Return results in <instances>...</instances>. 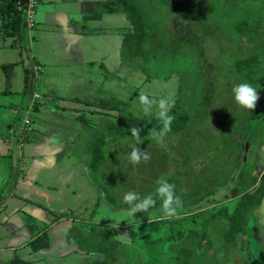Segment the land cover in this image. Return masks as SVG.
<instances>
[{
  "label": "crops",
  "instance_id": "obj_1",
  "mask_svg": "<svg viewBox=\"0 0 264 264\" xmlns=\"http://www.w3.org/2000/svg\"><path fill=\"white\" fill-rule=\"evenodd\" d=\"M3 4L4 0H0V264H105L108 258L101 251L103 242L85 244L90 233L110 225L93 219L100 203L107 200L93 181L92 172L90 177L86 174L89 175L90 150L95 141L103 136V151L108 143L113 150L120 148L114 126L119 129L122 117L116 108L104 106L114 97L107 93L98 96L93 80L84 85L74 80L78 73L88 70L100 87L102 79L98 74L102 73L126 83L141 81L140 71L121 54L124 37L132 31L125 26L126 13L118 0H38L36 27L30 30L24 24L22 36L16 40L5 35ZM118 13L124 16L123 27L109 26ZM14 57L18 58L16 62ZM18 65L24 66L30 76L23 93L19 92L20 82L11 77ZM40 73L45 92L31 87ZM35 94L42 100H35ZM23 107L28 114L25 120H30L27 129L13 122L19 119ZM22 129L24 142L19 139ZM108 134L112 141L107 140ZM135 148L147 150L142 145ZM15 153L21 168L11 181L15 166L6 159L9 161ZM146 167L149 170L151 164ZM261 182L260 186L264 185V177ZM256 184L255 180L244 194H222L210 207L232 205L234 209L238 204L233 206L234 202L256 192ZM221 211L223 217L228 215V209ZM199 213L189 210L177 219L163 214L149 221L166 223L191 217L195 223ZM134 225L125 226L129 235ZM263 226L252 221L248 235L252 230L261 232ZM240 239L243 244L239 247L246 244L248 250L256 251L255 242L246 235ZM255 258L258 257L253 252L247 251L248 263Z\"/></svg>",
  "mask_w": 264,
  "mask_h": 264
},
{
  "label": "rangeland",
  "instance_id": "obj_2",
  "mask_svg": "<svg viewBox=\"0 0 264 264\" xmlns=\"http://www.w3.org/2000/svg\"><path fill=\"white\" fill-rule=\"evenodd\" d=\"M200 6L205 10H213L215 7L214 11L207 12L205 15L203 31L206 30L198 39L193 33L195 31L192 26L189 28L188 23L187 25L182 24L174 18L167 27H161L160 38L153 37L150 39L143 49V53L126 55L125 58L126 50L121 51L126 62L135 65L142 74L141 81H138L141 82V85L135 81L126 83L115 80L111 76L106 78L102 73L98 74L102 79V87H100L98 86V79L93 77V73L88 70L78 73L77 79L74 80L75 83L81 85L93 80V88L98 96L100 93L109 94L110 98L114 97L112 100L110 99V103L120 104V106L117 105L118 111L123 113L125 117L136 119L135 121L152 127L143 136L145 141L142 140L140 143L143 147H147L148 151L152 149L148 163L149 161L153 163L149 170H146L147 167L140 168L130 161L129 157L133 148L138 147L139 144L135 138H127L122 135L123 130L121 128L120 140H124L125 145H121L120 148L118 146L117 150H113L111 143L106 144L103 168L92 169L93 181L97 186L106 190L107 196L105 195V198L110 203L107 201V203H100L97 213L93 217L95 222H110V225L98 230L99 232L107 230L105 238L111 245H114L112 247L114 251L110 253L109 248H107V264H176L177 250L172 251L170 246L180 244L183 241L182 238H186L189 231H198L200 237L204 236L206 239L205 244L207 245L199 248L194 255L199 264H264V246H261L264 244V228L261 232L252 230L250 235H246L251 242H255L256 251L252 248L248 250L246 244L242 247L236 244L235 248L225 246V240L222 236L224 234L223 227L228 229V224L226 217L222 216L221 210L226 207L229 210L227 213L231 214L234 209H232V205L210 207L211 204L217 202L218 197H221L222 194H227V196L240 192L244 194L255 180L258 182L255 185V191L260 190L259 187L264 177V89L256 90L259 94V100L254 110L247 109L250 113H243L242 108L237 104L231 107L233 113L237 114L236 123H233L232 126L234 125L235 129L237 127V130H241V132L238 133L233 127V131H229L230 134L228 135L229 137L232 136L233 139L226 142L224 141L226 135L217 134L216 129H210L209 133L201 131V138L190 136L185 137L188 139H181L178 134L172 133H166L160 137L159 133L163 129L156 128L163 124L158 115L161 98H168L169 96L172 97V100L176 97L179 98L180 100L176 104L174 101L172 107L176 108L178 113H191L192 117H195L198 110L206 107V105L208 112L211 110L210 102L212 99L209 90L214 87L216 81L219 82L214 69L223 60H220L221 49L225 46V38L221 36V33L225 32L224 28H229V22H237L241 11H249L253 21H256L259 16L264 17V4L255 3L251 0H201ZM203 8L201 12H198L201 16L204 15ZM258 13L261 14L258 15ZM123 20L124 16L118 13L109 21L108 25L123 27ZM125 26L132 30L128 21ZM130 33V31L127 32V34ZM235 35L236 32L233 31L232 43L240 42V38ZM247 43L248 41H241V46L249 47ZM237 48L235 46V49ZM14 53L18 55L19 51L15 49ZM244 56L245 53H235L228 59V62ZM17 59L14 57L15 62ZM23 67L18 65L11 76L13 81L18 80L20 82L21 89L19 92L21 93L25 90L24 84L26 83L24 82L26 81V69ZM88 69L92 70L90 67ZM40 74V78L37 76L33 79L31 87L34 90L45 92L42 89L43 73ZM28 77H30L29 74ZM185 81L187 82L186 85L181 88V84ZM231 81L237 83L234 76ZM72 91L71 89L70 94ZM142 94L148 97L151 102L150 105H145L140 101ZM19 106L22 108L21 104ZM53 106L55 107L56 103ZM145 108H149V110L145 111ZM24 109L23 107L19 119L13 121L17 126H22L28 116ZM242 114L244 118L249 120L250 126H248V122H245L246 127L238 125V122L242 123V121L247 120H242ZM31 126L33 127V124ZM24 127L27 129L30 125L24 124ZM114 127L116 131L117 126ZM228 130H230V124L226 128V131ZM24 131L22 129L21 138H19L23 142ZM204 134L209 143L204 141ZM114 136L119 138L115 133ZM107 140L112 141L109 134ZM158 152H160L159 155ZM155 153L156 156L164 158L163 162L158 165L160 166L158 170L156 169V161L154 162ZM6 162L15 166L13 175L10 177L13 181L21 168L20 157L15 153L13 158H9V161L6 159ZM161 166L163 168L168 167L165 173ZM104 168L107 176L103 175L105 173L103 172ZM90 173L91 170L86 176L90 177ZM161 180L174 185V193L181 202H184L183 209H176V215L171 218H180L177 217L180 213L186 214L189 210L192 214L204 211L197 214L195 223L191 217L166 223L150 222L149 220L155 219L154 216L164 214L162 200L159 203L156 201L158 205L149 208L147 212L141 211L135 215L130 214V205L124 202V196L128 192H134L139 198L137 202L146 199L149 195L159 198L157 191L153 194L149 192L154 191L155 188L157 190L160 186L158 182ZM144 194L146 196H143ZM109 198L115 201L111 202ZM262 200L260 206L250 212L248 225L252 221L264 224V198ZM239 202H234L233 206ZM213 215L221 216L213 220L211 219ZM136 222H141V224L135 226ZM127 225H134L132 235H129L127 228L125 229ZM98 231L95 230L94 235L97 236ZM110 234L112 235L111 238ZM90 240L91 238H88L85 244L91 242ZM98 241L104 243L103 240L98 239ZM247 251L253 252L258 258L252 259L253 261L248 263Z\"/></svg>",
  "mask_w": 264,
  "mask_h": 264
},
{
  "label": "trees",
  "instance_id": "obj_3",
  "mask_svg": "<svg viewBox=\"0 0 264 264\" xmlns=\"http://www.w3.org/2000/svg\"><path fill=\"white\" fill-rule=\"evenodd\" d=\"M119 3L122 5L127 19L132 27V31L130 34H126L124 37L122 52L126 50V55H134V54H141L143 53V49L145 48L146 44L152 39L153 37L160 38L161 34V27L165 28L169 25V23L173 22L174 18L178 22L182 24L187 23L190 25L189 28L192 26L193 32L197 39L200 37L203 31V26H205V15H207V12H212L213 10H205L201 4V0H118ZM255 3H262L264 4V0H251ZM216 5V4H215ZM2 14L4 17V27H5V35L15 38L16 40L20 39L22 36V30L25 23V14L22 11L18 10V5L16 0H4V4L2 6ZM202 8L204 10V15L201 16V14H198V12L202 11ZM261 13H258V15ZM237 22H229V28H224L225 32L221 33V36L224 39L225 46L222 50V56L220 58L222 62H219V65L215 66V74L217 76V80L219 82H215L214 87H212L209 90V95L211 97V110L207 109L206 107H203L202 109L198 110V114L195 117H192L191 113H185L181 112L178 113L177 109L172 107L170 108V111L168 115H171L174 117L172 123H171V131L168 133H172L174 135H179L181 139H188L185 137L190 136H199L202 135V132L209 133L210 129H216L217 134L226 135V139L224 141L233 139L232 136H228L230 134L229 131H233L232 124L235 122V117L237 114H234L233 110H231L232 106L238 104V102L235 100V96L233 93V88L236 87L239 84L247 83L251 85L256 90H263L264 89V17L259 16V18L256 21L252 20V17L250 15V12L247 10L239 12ZM156 17V18H154ZM221 20H224L220 18ZM192 24V25H191ZM206 28V27H205ZM263 30V35H262ZM159 31V32H158ZM203 31V32H202ZM233 31L236 32L237 37L240 38L241 41H248L247 44H249V47H242L241 41L240 42H234L232 43V37H233ZM194 44V43H193ZM235 46L238 47L235 49ZM235 53H245L244 57H241L239 59H236L235 61L232 59L230 62H228V59L232 57ZM122 57H123V53ZM136 56V55H135ZM124 58V59H125ZM220 69V71H219ZM246 70H248L246 72ZM236 78V82L234 83L231 81L232 77ZM26 83L29 84V77L28 72L26 75ZM186 81L181 84V88L186 85ZM185 92V88H184ZM112 100V99H111ZM180 100L179 98L173 99L175 101V104L177 101ZM232 103V104H231ZM120 104H111L110 100L104 103V106L113 109L116 108L119 110V107L117 106ZM243 111V113H250L246 108H243L240 106ZM245 109V110H244ZM241 116V115H240ZM121 121L118 124L119 129L116 130L115 135L119 137L120 146L122 145L121 142L124 140H120V128L123 130L122 135L128 137H133L131 134V128L137 127L140 129V138L141 141L144 140V135L146 132L149 131L152 127L148 125H144L143 123L139 121H135L136 119H129L121 113ZM242 120H246L247 118L243 117L242 114ZM252 118V117H251ZM250 118V120H251ZM245 122H248V126H250L249 120L242 121V123L238 122V125L247 126ZM230 124V130L226 131V128ZM156 128L163 129V124L160 126H157ZM209 129V130H208ZM225 129V130H224ZM234 130L238 133L241 132L237 130V127ZM202 131V132H201ZM223 134H222V133ZM224 137V136H223ZM103 138V136H102ZM101 140H97L94 142V144L91 147L90 155L92 157L91 159V165L90 170L92 172V169L97 168L101 169L103 168V163L105 161L104 157V151L103 147L100 145ZM135 138V137H133ZM205 138V134H204ZM237 140V137H235ZM136 140V138H135ZM193 141V139H190ZM208 139L205 138L204 141L206 143H209L207 141ZM145 141V140H144ZM186 141V140H184ZM151 142V141H150ZM149 142V143H150ZM215 142V141H214ZM138 143V142H137ZM142 143V142H141ZM141 145L140 143H138ZM138 145V146H139ZM151 150L148 151H142L147 152V154L150 156ZM160 152H158L159 155ZM156 156L154 162L156 161L157 164V170L160 168L158 166L163 162V157ZM152 161H144L143 157L141 158V162L139 163L140 168L146 167L147 165L151 164ZM102 166V167H101ZM126 167H129L126 165ZM153 168V167H152ZM162 171L165 173L167 171L168 167H162ZM103 175L107 176L106 169H103ZM149 186V185H148ZM134 188V187H133ZM260 190L257 189V191L253 194H246L242 197L240 202L237 204V206L234 208V211L231 214H228L226 216L228 229L224 230L223 239L225 240L224 244H233V245H242L241 237L248 235V217L250 212H252L254 209L260 206L262 201V196L264 195V185H261ZM101 191L107 196V192L103 187H100ZM135 189V188H134ZM153 190V189H151ZM157 190L155 188L154 191H150L149 193L153 194ZM147 194V193H146ZM144 194L143 196H146ZM259 194V195H258ZM175 196H177L175 194ZM178 197V196H177ZM153 197L155 200V205H158L159 201H163L161 197ZM109 200L111 202H114L112 198ZM158 203H157V202ZM157 203V204H156ZM184 203V202H182ZM175 206V205H174ZM152 208V207H150ZM224 209H228L224 207ZM221 215H213L211 219L216 220ZM223 216V215H222ZM106 231L102 230L100 232H97L99 234L94 235L96 232L90 233L91 235V242H88V246L93 245L95 246L98 241V239L103 240L104 243L102 245L101 251L105 253L107 256V248H109V253L114 251L112 248L111 243H107L106 237ZM130 233V232H129ZM133 234V232H132ZM93 237V239H92ZM183 241L176 245L172 246V251H176V264H199L195 259L196 256L195 252L199 248H203L206 242L205 237H200L198 231H189L186 235V238H182ZM116 242V241H115ZM114 242V243H115ZM108 244H110L108 246ZM103 247L104 251H103ZM95 250V249H93ZM108 258V256H107ZM107 264V263H105Z\"/></svg>",
  "mask_w": 264,
  "mask_h": 264
},
{
  "label": "clouds",
  "instance_id": "obj_4",
  "mask_svg": "<svg viewBox=\"0 0 264 264\" xmlns=\"http://www.w3.org/2000/svg\"><path fill=\"white\" fill-rule=\"evenodd\" d=\"M233 93L235 96V100L238 102L240 106L246 109L254 110L257 105V101L259 100V94L255 88L247 83H242L233 88ZM140 101L145 105H150V101L147 96L141 95ZM174 105V101L172 97L161 98L159 100V118L163 122V130L159 133L160 137H163L166 133L171 131V123L174 119L171 115H168V111ZM149 108H145V111H148ZM131 134L136 138L138 143H141L140 138V129L137 127L131 128ZM143 157L144 161H148L150 156L147 152H141L138 148H133L130 154V161L135 165L141 162V158ZM160 186L157 188V194L163 199L162 210L164 212L165 217H172L176 215V209L182 206V202L179 197L175 196L174 188L175 186L167 183L165 180H161L158 182ZM138 196L134 192H128L124 196V202L130 205V214L135 215L138 212L144 211L147 212L150 207L155 205V200L151 195H149L146 199L142 201H138ZM175 205V206H174Z\"/></svg>",
  "mask_w": 264,
  "mask_h": 264
},
{
  "label": "built area",
  "instance_id": "obj_5",
  "mask_svg": "<svg viewBox=\"0 0 264 264\" xmlns=\"http://www.w3.org/2000/svg\"><path fill=\"white\" fill-rule=\"evenodd\" d=\"M18 5V10L22 11L25 14L26 25L28 29L33 30L36 27L37 22V5L38 0H16ZM40 67H38V70ZM35 100L41 101L42 97L38 94H35ZM25 125H30V120H25Z\"/></svg>",
  "mask_w": 264,
  "mask_h": 264
},
{
  "label": "flooded vegetation",
  "instance_id": "obj_6",
  "mask_svg": "<svg viewBox=\"0 0 264 264\" xmlns=\"http://www.w3.org/2000/svg\"><path fill=\"white\" fill-rule=\"evenodd\" d=\"M129 233V232H128Z\"/></svg>",
  "mask_w": 264,
  "mask_h": 264
}]
</instances>
